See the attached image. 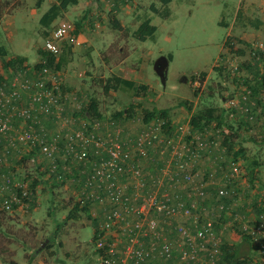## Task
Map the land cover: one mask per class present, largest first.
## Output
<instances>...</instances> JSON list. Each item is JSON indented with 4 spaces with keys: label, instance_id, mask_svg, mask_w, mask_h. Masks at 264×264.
<instances>
[{
    "label": "rangeland",
    "instance_id": "374dc122",
    "mask_svg": "<svg viewBox=\"0 0 264 264\" xmlns=\"http://www.w3.org/2000/svg\"><path fill=\"white\" fill-rule=\"evenodd\" d=\"M53 2L0 0V46L6 48V58L20 55L26 59L25 67L8 71L2 68L0 61L2 75L7 73L8 77L15 76L42 62L44 42L48 37L44 35L39 18ZM120 3L129 7L119 14L128 26L126 29L109 25L111 18L118 17L112 0H79L78 4L69 6L60 14L47 29L50 32L62 22L72 26L68 36L56 40L59 49L62 51L63 48L67 53L68 60L59 70L62 90L69 94H92L97 98L104 119H109L130 104L136 105L134 114L128 119L129 123H119L126 132L131 128L141 129V109H166L169 119L175 125V132L184 130L185 133L189 128L192 111L208 105L227 108L226 120L237 130L234 148H243V159L241 175L234 187L230 189L219 181L218 185L229 188L231 195L233 190L238 189V199L230 201L228 207L226 202L210 201L207 204L210 212L207 214L208 211H204L202 216H223L222 224L215 227L217 239L239 245L241 237L232 227L237 224L238 217V221L251 223L252 218L264 212V109L258 107L254 110V120L250 123H246L245 114H235V110L231 109L238 108L241 101L244 106L254 103V98L247 95L248 89L243 91L244 78L252 79L256 67L264 68V0H170L166 17L150 9L151 4L158 11L164 8L158 0H121ZM146 11L151 24L156 26L154 40H138L133 36L136 21L140 22V15L144 16ZM132 12H137L139 18H133ZM227 36L233 42L232 52L224 46ZM122 37H133L134 40L119 50L116 40ZM101 42L112 44L107 48L109 54L105 52L106 49L101 50L100 54L93 52V56L90 55L89 44L92 43L93 48L99 50ZM74 43H78L77 50L68 51L69 44ZM239 48H242L243 53L236 51ZM258 50V57H254ZM138 51L141 52L140 57ZM161 54H164L162 57L172 56L165 65V72H162L164 65H159L163 64L159 57ZM118 62H122L120 66ZM118 68L126 78L138 82L148 81L146 86L150 89L104 94L100 78L117 73ZM181 100L188 101L191 111L187 112L179 103ZM68 101L66 116L70 117L76 114L75 109L78 107L76 100ZM56 131L59 132L58 126ZM181 146L179 143L178 147ZM178 150L176 148L167 157L162 156L164 162L171 161L174 152ZM214 156L206 162L202 157H197L194 164L199 165V169L203 166L209 169L224 160L219 154ZM17 162L21 163L15 165L16 162H10V171L0 174V198L19 197V183L27 182L29 185L36 180L37 184L28 204L24 202L28 200L22 198L23 204L14 200L11 209L0 210V264H92L96 257L93 232H99L103 222L99 206L89 204L87 210L79 207L76 216L68 217L74 203L78 198L82 199L81 169L72 162L70 172H67L69 176L62 171L61 175L55 177L48 171L49 158L43 154ZM144 166L147 167L146 164ZM219 203L225 208L220 209ZM258 204L260 208L257 212H260L257 214L253 210ZM157 216L154 217L159 221L158 225L165 228ZM184 218L178 217L176 222L184 225L187 222ZM164 230L168 233L166 237L174 251L170 257H155L156 262L182 264L178 255L179 236L171 228ZM252 239L257 243V237ZM207 247L211 252L203 250L198 261L190 264H217L218 259L214 256L216 251L212 252V245L207 244ZM240 249L247 251L245 245ZM206 252L209 255L206 256ZM249 253L256 257L252 250ZM259 254L258 260L248 263L264 264V252ZM118 256L121 264H130L124 255L118 253Z\"/></svg>",
    "mask_w": 264,
    "mask_h": 264
},
{
    "label": "built area",
    "instance_id": "2783aa9c",
    "mask_svg": "<svg viewBox=\"0 0 264 264\" xmlns=\"http://www.w3.org/2000/svg\"><path fill=\"white\" fill-rule=\"evenodd\" d=\"M71 28L68 22L54 26L44 42L45 50L57 57L59 44L56 40L68 36ZM78 96H80L79 92L70 94L63 92L60 72L50 66L42 65L38 69L22 70L15 76H3L0 80V172L10 171L8 158H20L36 144L40 147L37 155L43 154L51 158L49 171L55 172L56 163H54L53 154L58 147L56 139L60 134L53 136L51 126L60 125L58 130L60 132L63 128L70 129L71 125L76 124V120L66 116L64 112L66 102L69 99L78 101ZM88 125L91 130L85 134ZM77 126L73 136L67 134V154L64 158L72 154L78 160L86 161L87 147L92 144L96 148L95 153L99 154V148L102 145L94 132V129L98 128V121L92 124L88 121L82 122ZM176 133L179 136L174 144L173 140L171 141L173 137L168 138L163 135L160 123L153 121L139 132L137 140L132 145L122 148L118 142H114L110 147L105 148L106 159L102 157L99 161H92V173L85 181V185L91 189L88 191L89 200L102 206L109 203L116 204V207L109 211L103 226L104 234L109 233L111 238L108 240L104 236L95 240V249L99 255L92 264H121L118 253L124 255V259H129L130 264H143L146 257H153L155 244L158 241L156 239H160L162 243V251L158 252L169 255L172 246L159 229V221L154 217L156 215L168 219L179 215L193 216V228L183 224L174 227L180 239L178 246L182 264L197 262L203 250H210L207 244L213 246L214 252L217 251L219 240L212 221L209 218H204L202 223L198 221L200 213H196L195 210L199 204L193 203L187 207L182 200L170 203V194L165 187L169 185L180 190L182 187L190 186L189 196L194 193L196 199L200 201L207 196L206 191L210 185L215 188L216 197L225 195L229 197L231 191L229 188L219 186L217 179L201 180L203 173L192 162L179 161L182 154L185 155L183 149L190 148H186L181 142L184 130L182 132L176 130ZM195 138L198 139L199 136L195 135ZM152 141L155 142L153 145L161 148L160 154L165 152L164 144L171 145L170 152L176 148L179 150L174 152L171 161L164 162L161 167H155V165L149 167L154 161L153 154L151 153V156L148 154V145ZM179 143L181 147H178ZM203 145L202 140L197 144L202 147ZM75 146H78L77 150ZM196 156L197 154L192 159L195 160ZM64 158L61 159L64 161ZM72 162L74 161L71 159ZM142 162H145L147 167H142ZM240 166L239 162L230 161L224 167L225 169L220 167L219 179L229 180V182L237 180L241 175ZM69 167L63 164V169ZM150 168L154 169L155 173H151ZM68 171L70 172L69 169ZM121 172H124V175L127 174L129 182L133 184V190L127 196L125 190L129 182L119 184L116 181L117 174ZM172 173L176 175L173 176ZM0 189L2 190V186ZM18 189L21 191L19 197L0 198V210L11 209V203L14 200L23 204L22 198L28 200L24 201L28 204L31 194L29 185L19 183ZM100 190H106V195H100ZM223 206L219 203L220 209H223ZM104 209L106 210L105 207ZM167 223L171 222L167 221ZM254 224V227L247 224H243L242 227L253 238L260 236L259 234L264 236V212L258 214ZM146 236L151 238L147 247L143 246L144 241L141 239Z\"/></svg>",
    "mask_w": 264,
    "mask_h": 264
},
{
    "label": "trees",
    "instance_id": "16d2710c",
    "mask_svg": "<svg viewBox=\"0 0 264 264\" xmlns=\"http://www.w3.org/2000/svg\"><path fill=\"white\" fill-rule=\"evenodd\" d=\"M120 1L121 0H112L114 9H116ZM158 1L162 6H164V8L158 11L157 8L153 4H151L150 9L154 13H159L163 17L168 16L169 10L167 8V4L170 2V0H158ZM77 3H78V0H54V2L48 6V8L41 14L39 18V24L44 30V35L49 37V32L47 31V29L50 27L51 23L60 14H62L67 9V7L71 5H75ZM140 17L142 18V20L138 23V25L133 31L134 38L138 40H145L146 38H150L154 40L156 26L150 23V17H148V15L144 14V16L140 15ZM109 25L112 28L120 29L119 20L117 18H111ZM77 29H78V26L76 24V30ZM229 39H230L229 36H227L225 39L224 46H226L229 52H232L233 42H231ZM60 51H61V48L59 49V53L57 57H55L49 51L44 50L43 51L44 56H42L43 57L42 62L36 63L34 65V68L38 69L42 65H44V66L53 67L56 70H60L61 66L68 61L67 56H66L67 53H65V50H62L61 52ZM236 51L239 53H243L242 48H239ZM259 53H260L259 50L256 51L254 57H256ZM6 54H7L6 48L1 45L0 46V61H1V66L5 71H8L9 69L15 70V69L23 68L26 66L25 64L26 59L24 56L12 55L11 57L6 58ZM171 57L172 56L170 54L169 58L171 59ZM256 61L257 59H255L254 66H256ZM6 75L7 73H5V76L2 75V73H0V80L3 78V76L7 77ZM252 77H253L252 79H248L247 77L244 78L245 87L243 91L248 89L247 95L249 94L248 95L249 97L251 96L252 98H254V103L251 105L244 106L241 103L242 102L241 101L239 103L238 108L231 109L232 111L235 110V114L238 112H240L241 114L242 113L245 114V118H247V120H245L246 123H250L254 120V115H255L254 110L258 109V107L264 109V96H263L264 94V68L256 67L253 70ZM100 81H101L102 92L104 94H108L110 92H116V91L129 92V91L147 89V86H145L144 84H138L132 79L125 78V77H122L116 74H111L109 76H106L105 78H100ZM68 103L69 101L66 102V106H65L66 108L69 106L67 105ZM179 103H181V105L184 106L187 112L191 111L190 106L187 105L188 104L187 100H181ZM138 106L140 107V105ZM77 107L78 108L75 109L76 114H73V116H70L76 120V124H81L82 122H87V121L90 124H92L94 121H98V128H95L94 132L97 134L98 139L102 142L101 148H99L100 150L99 154L95 153L96 148L92 144H90L87 147L88 159L86 161L78 160L77 158L73 157L72 154L67 155V157L64 158L65 154H67L66 152V144L68 141L67 134L71 136L74 135L76 124L71 125L70 129L63 128V130L60 132L56 131V126H58V130L60 129L59 125L53 124L52 125L53 136L59 135V134L60 136L57 137L56 139L58 147L54 151L55 154H53L54 156L53 160H54V163H56V171L52 172L51 176L57 177L61 175L62 171L65 173L69 172L68 171L69 168L63 169V164H67V166H71L70 164L71 159L74 161L73 163H76V165L81 169L82 175H83L82 180H81V183L83 185L82 191H81L82 199L78 198L79 200H77V202L74 203L71 212H69L68 214V217L76 216V212L79 209V207L83 210L85 209L87 210V207L89 208V204L98 205L101 211V214L103 216V222H102L99 232H96V231L93 232V236L95 237L94 241L98 237L102 238L104 236L109 240L111 236L109 235V233L104 234L105 230L103 229V226L106 221V217L109 214V211L112 208L116 207V204L109 203V204H106L105 206H102L99 203L91 202L89 200L90 197H89L88 191L91 189L89 186L85 185V181H86V178L89 177L92 173V170H91L92 161L93 160L99 161V159H101L102 157L106 159L107 152L105 151V148L110 147L114 142H118L122 148H125L126 145H132L137 140L139 132L142 129L146 128L153 121L160 123L161 133L163 135L167 136L168 138L173 137L171 138V141L173 140L174 144L179 135L178 133L175 132V129H174L175 125L169 119L166 109H155V108L151 110L141 109V112L143 113V117L140 118L142 120L141 129L137 130L135 128H131L130 130L128 129L126 132L124 128L119 125V123H122V122L123 123L127 122L126 124L129 123L128 119L132 116V114H134L133 111L136 105L134 106L130 104L128 107L114 113L109 119H104L103 114L100 112L98 108L99 106H98L97 98L93 97L92 94L87 96V94L82 92V95L80 94V96H78ZM66 108L64 112L65 114L67 113ZM225 113L228 115L227 108L213 106V105L203 106L202 108L196 109L191 112L190 119L188 121V127H189L188 131L183 133L182 135V142H185V147L186 148L189 147L190 149L189 150H186L185 148L183 149V152H185L186 156L182 154L183 156L182 158L179 159V161L181 160L190 161L194 164L196 160L198 159L197 157H202L204 159V162H206L207 159L210 160V157L213 159L215 157L214 155L219 154L220 157L224 158L222 162L213 164L214 167L209 168V169H206L204 166L200 168V170L203 173V175L201 176V180L208 181L209 179L214 178V179H217V181H219L220 184L227 185L228 187H230V189H232L235 185L236 180L229 182V180L219 179L220 167H223V169H225L224 167L230 161H237L240 164H242L243 157L241 155L243 154V148L242 147L234 148L235 137L237 136V132H236L237 130L233 128L232 124L227 122ZM121 118H125L126 120L121 121L120 120ZM137 119L139 120V118ZM90 130H91V127L88 125L85 129V134H87ZM208 130H211V133H208ZM195 135H198L199 138L194 139ZM201 140L203 141V144H204L203 147L197 146L198 142ZM154 143L155 142L152 141L148 145V149H149L148 154H150L151 156V153H152L153 160H154L153 162H151L149 167H152L153 165H155V167H161L164 163V159H162V156L167 157L172 147L171 145L164 144L166 148L165 149L166 153L163 155V154H160L161 148L159 149L157 145H153ZM39 148L40 147L38 144L33 145L28 151V153L23 154L20 157V159L23 161L26 157L31 158V157L36 156L37 153L40 151ZM75 149L77 150L78 146H75ZM196 154L197 156L195 160L192 159V157L195 156ZM61 158H64V161ZM20 159L17 160L16 158L12 157V158H8V161L16 162L15 165H18V163H21V162H17V161H20ZM49 160L51 161V158H49ZM144 164L145 162H142V167H144ZM50 165H51V162L49 164L48 171H49ZM195 167L199 168V165H195ZM71 171H72V168H71ZM150 171L151 173H155V170L152 168H150ZM2 173L4 172H0V174ZM73 175H76V174H73ZM172 175L174 176L176 174L172 173ZM67 176H69L68 173H67ZM116 181L119 184L120 183L126 184L130 181V179L127 174L124 175V172H121L117 174ZM36 184H37L36 180L31 181L29 184V187H30L29 191L31 192L28 198L29 201L32 200V197L34 194V188H35L34 186H36ZM166 186H167V189L166 187L165 189L168 190L170 194V201H169L170 203H176L182 200L187 207H190V204H193V203H196V205L199 204L197 210H195L196 213L197 212L200 213V216H198V221L202 223L204 221V218H209L212 221V226L214 230H215V227L218 226V224L219 225L222 224L223 216H210V217L202 216L204 211H208L206 212L207 214L210 212V208L209 206L207 207V204L210 201L214 200L216 203V201L219 200L222 203L226 202V207H228V204L230 203V201L238 199V196H237L238 189L233 190L232 195L230 197H228L227 195L222 196V197H216L215 188L212 185H210L207 191L205 190L207 192V197L204 200L200 201V199L199 200L196 199L194 193H191V195L189 196V193L191 191L190 186L182 187L180 190L172 186H169V185H166ZM132 190H133V184L129 182L125 190V195L126 196L129 195L130 191ZM17 193H18V196L21 195L20 190H18ZM99 193L100 195H106V190H100ZM262 199L264 200V197H262ZM81 200L83 203L81 202ZM234 205H238V204L235 203ZM104 207L106 208V210L104 209ZM224 208L225 206H223V209ZM258 208H260L259 204L258 206L256 205L254 207L253 211H255L256 213ZM259 212L260 210L257 212V214ZM178 217H185L190 222L189 223L186 222V224L184 225L190 226L191 228H193V216L179 215V216L169 218V219L161 217L160 221L161 222L163 221L164 225L169 227V229L171 228V231L176 234L174 227L176 225H182L176 222ZM257 218L258 216H256L255 219L252 218L253 221L250 220L251 223L250 222L245 223L244 221L242 222L238 221L239 220V217H238L236 221L237 224L233 225L232 227H234L235 230L238 231L239 236L241 237L242 241L239 243V245L225 242L219 237L220 241L217 244L218 245V247H216L217 251L214 255L216 259H218L217 264H249L248 261H252V260L255 261L260 258L259 253L264 252V236H261V234H259L260 236H256L258 239H257V243H255L254 242L255 239H252V236L246 233V231L242 227L243 224H247L250 227H254L255 225L254 222L255 220H257ZM229 220H231V218H229ZM167 221H170L171 223L168 224ZM159 229L162 231V234L165 236L167 240V237H166L167 232L165 233V231H163L160 224H159ZM141 239L144 241L143 246L145 247H147L151 242V238L149 236L142 237ZM146 239H148L149 241L147 240L146 242ZM156 240L158 241H156V244H155V252H153L154 253L153 257L151 256L146 257L143 260L144 263H146V261L149 259H153L154 257H170V254L173 253L174 249H171V252L169 255L165 253H162V254L159 253L158 251H162V248H161L162 243H160V239H156ZM244 244H245V248L247 249V251L242 250L243 248L240 249L242 245ZM250 250H252V253L256 257L251 256V254L249 253ZM95 251H96V257L93 261H95L99 255L96 249ZM178 255H179V250H178ZM207 255H209L208 252H206V256ZM259 263L261 262H258V264Z\"/></svg>",
    "mask_w": 264,
    "mask_h": 264
},
{
    "label": "crops",
    "instance_id": "0c3cea01",
    "mask_svg": "<svg viewBox=\"0 0 264 264\" xmlns=\"http://www.w3.org/2000/svg\"><path fill=\"white\" fill-rule=\"evenodd\" d=\"M79 1V0H78ZM136 1V0H135ZM133 3H135V2H133ZM78 4V3H77ZM76 5V4H75ZM71 6H74V5H71ZM123 6H125V5H121V3L119 4L118 3V5H117V7H116V9H115V12H117V15H118V17H117V19L119 20V25H120V29L122 28V29H126L128 26L124 23V20L122 19V17H119V14L121 15L122 14V12L124 11V10H126V9H128L129 7L128 6H125V7H123ZM68 8V7H67ZM145 13V12H144ZM132 15H133V18H135V17H138L139 18V16H138V13L137 12H135L134 14H133V12L131 13ZM146 15H148L147 14V11H146V13H145ZM133 20V19H132ZM138 22L139 21H136V25H138ZM133 23V22H132ZM151 23V22H150ZM221 23L222 24H224V22H223V20H221ZM120 40L119 41H117L116 39V44H118V48H119V50H122L123 49V47H125V46H127V45H129L128 43H130L131 41H133L134 39H133V37H131L130 39H125V38H123L122 37V39L121 38H119ZM130 41V42H129ZM108 43V44H107ZM107 43H105V42H101V49H99V50H96L95 48H93V44L92 43H90L89 45H90V47H91V50H90V52H91V54L90 55H92L93 56V52H96V53H101V50H106L108 47H109V45H112L110 42H107ZM78 45V43H74V44H69V46H68V51H69V49H70V51H72V52H75L76 50H77V46ZM62 50H64L63 48H62ZM114 50H116V49H114ZM139 50V49H138ZM117 51V50H116ZM106 53H108L109 54V51H108V49L105 51ZM139 52V57L141 56V52L140 51H138ZM162 55H164V54H161V55H159V57L163 60V65H164V68H163V71L162 72H165V65L167 64V61H168V59H170L169 57H162ZM93 58V57H92ZM165 59V61H164V59ZM93 60H94V58H93ZM121 63L122 62H118V66H120L121 65ZM116 65V66H117ZM154 68H155V70H157L156 69V67H155V65H154ZM116 75H119V76H122V77H125V76H123V71L120 69V68H118V70H117V73H115ZM126 78V77H125ZM129 79H132V78H129ZM132 80H135V79H132ZM149 81H152L151 79L149 80ZM135 82L136 83H140V84H143V83H145L144 85L146 86L147 85V83H148V81H146V82H138V81H136L135 80ZM147 89H150V88H148L147 87ZM184 220L185 221H187L188 223L190 222L189 220H187L186 218H184ZM184 221V222H185ZM165 228H162L163 229V231H165L164 229H169V227H167L166 225H163ZM162 227V226H161ZM166 233V232H165ZM167 234V236H168V233H166ZM147 240L148 239H146V242H147ZM149 241V240H148ZM145 242V243H146ZM245 245V244H244ZM174 251V250H173ZM155 258V257H154ZM149 259V260H147L146 261V263L145 264H159L158 262H156V258L155 259Z\"/></svg>",
    "mask_w": 264,
    "mask_h": 264
},
{
    "label": "water",
    "instance_id": "95a60500",
    "mask_svg": "<svg viewBox=\"0 0 264 264\" xmlns=\"http://www.w3.org/2000/svg\"><path fill=\"white\" fill-rule=\"evenodd\" d=\"M160 73V72H159ZM45 242H43L42 246H44Z\"/></svg>",
    "mask_w": 264,
    "mask_h": 264
},
{
    "label": "flooded vegetation",
    "instance_id": "af4514ba",
    "mask_svg": "<svg viewBox=\"0 0 264 264\" xmlns=\"http://www.w3.org/2000/svg\"><path fill=\"white\" fill-rule=\"evenodd\" d=\"M159 65H163L162 63H160Z\"/></svg>",
    "mask_w": 264,
    "mask_h": 264
}]
</instances>
